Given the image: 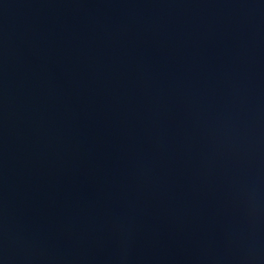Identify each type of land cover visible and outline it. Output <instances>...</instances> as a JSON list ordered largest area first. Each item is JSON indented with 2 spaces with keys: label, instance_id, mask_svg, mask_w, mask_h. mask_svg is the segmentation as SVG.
Returning a JSON list of instances; mask_svg holds the SVG:
<instances>
[{
  "label": "water",
  "instance_id": "obj_1",
  "mask_svg": "<svg viewBox=\"0 0 264 264\" xmlns=\"http://www.w3.org/2000/svg\"><path fill=\"white\" fill-rule=\"evenodd\" d=\"M0 264H264V0H0Z\"/></svg>",
  "mask_w": 264,
  "mask_h": 264
}]
</instances>
